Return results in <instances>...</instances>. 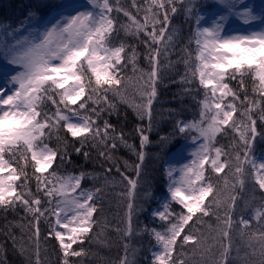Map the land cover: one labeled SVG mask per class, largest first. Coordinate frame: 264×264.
<instances>
[{
    "label": "snow or ice",
    "instance_id": "obj_1",
    "mask_svg": "<svg viewBox=\"0 0 264 264\" xmlns=\"http://www.w3.org/2000/svg\"><path fill=\"white\" fill-rule=\"evenodd\" d=\"M123 3L58 0L45 5L50 11L43 30L33 29L20 38H16L20 29L9 31L11 25H0V59L18 69L11 75L0 69V211L6 220L0 228L5 237L0 242V264H8L9 243L23 264H45L41 251L46 254L48 247L41 242V222L48 228L44 241L52 238L58 243L59 264H74L72 258L87 256L82 245L86 240L101 243L103 232L90 239L93 226L100 224L94 216L99 210L96 201L104 187L125 182V191L118 195L127 201L126 209L113 228L123 241V254L116 264H137L138 249L131 240L145 234L154 241L149 248L151 264H264V158L254 152L257 137L264 139V0L258 4L244 0H131L134 12ZM179 11L193 27L182 48L184 56L175 62H182L185 70L173 82L183 86L177 93L181 101L191 96L198 108L191 120L175 123V133L191 141V160L166 168L168 195L152 209L150 223L158 225L152 227L139 221L147 209L136 203V191L142 187L144 149L151 143L147 133L154 126L158 85L163 84L164 73L174 68L170 55L179 30L172 27L171 20ZM33 15L30 12L28 19ZM236 20L247 27L231 28ZM129 37L144 44L147 68L139 66L140 53L136 44L127 42ZM129 66L131 76L125 75ZM249 77L251 95L245 84ZM201 91L202 97L192 96ZM120 104L131 108L139 121H147L134 129L139 149L107 119L98 123L104 113L119 115ZM61 131L65 137L60 136ZM229 131L238 139L227 149L217 146V138ZM53 136L62 141V147L50 146ZM69 136L79 147L70 144ZM160 140L170 142L169 136ZM89 143L101 159L115 167L121 180L112 176V167L103 174H60L65 163H72L69 147L77 155L83 152L87 160L90 152L83 149ZM118 143L137 158L133 165L124 162L134 177L116 163L113 152ZM209 173L219 177L215 183ZM101 175V187H82L84 179L95 181ZM249 176L254 178L253 195L244 199ZM256 191L262 193L258 204ZM151 198L148 189L144 199ZM238 200L243 207L233 219ZM174 204L180 206L179 211ZM18 209L24 215L7 220V213ZM253 223L258 228L250 231ZM16 228L19 235L13 231Z\"/></svg>",
    "mask_w": 264,
    "mask_h": 264
},
{
    "label": "trees",
    "instance_id": "obj_2",
    "mask_svg": "<svg viewBox=\"0 0 264 264\" xmlns=\"http://www.w3.org/2000/svg\"><path fill=\"white\" fill-rule=\"evenodd\" d=\"M255 0H251L254 2ZM58 0H0V25H11L12 29H22L27 28L28 24L37 22L39 18L47 17V14L50 11V7H45V5L51 6L52 4L57 3ZM203 3V0H200ZM123 6L128 8L130 11L134 10L131 8V0H124ZM179 7V6H178ZM34 13L31 20L28 19V14ZM135 14V13H134ZM113 15H116L113 13ZM121 20L125 18L121 15ZM172 27L179 30V36L175 44V51L170 55V60L174 62V68L171 71H166L164 73L165 79L163 84L158 85V99L154 102L153 105V129L149 135L151 143H149L144 151L146 153L145 160L143 162L140 183L142 187L138 188L136 191V203L138 205H143L146 211L141 212L139 215V221L150 224L152 227L158 226L157 224H151V211L157 206L162 195L166 191V172H165V161L169 154L176 150L182 140L185 139L184 136L178 135L174 131L175 123L177 120H191L194 116L197 115L198 105L191 96H185L181 101L178 91L183 87L180 83L173 81H178L180 75L184 72L183 63H175L178 59L184 56L182 48L187 44L188 38L191 35L193 23L190 21H185V16L183 11L177 12L171 20ZM34 25V24H33ZM16 38H19L18 32L16 33ZM120 39H123V33L120 34ZM143 39V36L141 37ZM9 42H12L10 37ZM129 44H136L137 51L140 53L139 56V66L141 68H147V61L145 59L144 53L146 51L145 46L140 41L133 39L131 37L127 38ZM193 49L195 45L191 46ZM161 64L165 63L163 57L160 58ZM0 66L6 67V64L0 59ZM125 75H133L131 71V66H129ZM196 83H193V87H196ZM245 84L248 87L249 95H251L252 81L251 78L245 79ZM232 86L235 87V82H232ZM129 93L132 91V85H128ZM192 96L202 97L201 92H194ZM243 98V94L241 95ZM119 115L113 114L109 116L107 113L102 114L101 119L98 121L99 124H103V120L107 119L110 124L116 127L117 132L125 133V139L129 143H134L139 149L140 141L139 136L135 133L134 129L137 124H146L147 121H139L133 112V110L123 104L118 105ZM166 109H175V113H169L164 111ZM258 130L259 121H258ZM61 137H65L63 131L60 132ZM163 136H169L170 142L161 143L160 138ZM70 144H73L75 147H79L78 143L72 141V138L66 137ZM238 137L235 136L231 131L227 136H219L217 138V146H224L226 149L233 140H237ZM63 146L62 141L56 140L53 136L51 140L52 147L57 145ZM102 150V149H101ZM69 152H72V163H65L60 169V174L65 175L69 172L79 173L80 171H87L91 173H100L103 174L104 169L107 167H112V176L116 178L117 181L121 180L120 174L116 172L115 167L112 166L109 162L101 159L98 156L97 149L92 148L90 143L87 145L83 151L90 152V157L85 160L83 152L80 155L75 154L72 151V147H69ZM255 155L264 154V139L257 137L254 146ZM113 156L116 159V163L119 164L121 171L125 172L126 175L134 177L135 173L131 168L125 169L124 162L127 161L129 165H133L137 162L136 156L126 147L118 143L117 149L113 152ZM223 159V157H222ZM60 161L57 159L56 164H59ZM55 166V165H54ZM29 173L32 169L29 167ZM227 171V170H226ZM212 175L213 183L219 178L214 173H209ZM223 174H220L222 177ZM248 183H246L244 191L242 193L244 199H248L253 195V183L251 182L254 178L249 176ZM222 183V180H221ZM104 185L103 175L100 176L97 180H92L91 178H86L82 181L83 188H93L101 187ZM126 182L118 183L115 187L106 186L104 187L103 192L101 193V199L97 200L98 212L94 214L95 218L100 221L98 226H93L90 239L94 237L97 233H101L99 239L101 243L93 241L89 243L87 240L82 245L86 250H88V255L80 258H72L74 264H116L119 261L120 256L123 254V241L120 236L113 230L124 216L126 209L127 201L124 200L119 193L125 191ZM258 188V186H256ZM32 188L35 191V183L33 182ZM150 189L152 193V198L145 200L144 192ZM239 192V189H237ZM257 200L256 204L259 203V197L262 195L260 191L255 193ZM243 207V201H237V212L234 214L233 219H236L239 215V209ZM24 215L22 209H18L16 213L9 211L7 213V220H19V217ZM30 218V217H29ZM54 217L52 220L54 221ZM209 220V218H205ZM105 221L107 224H105ZM211 223H215L214 219L210 220ZM5 220V213L0 211V228H3ZM27 223V221H25ZM122 226V225H121ZM258 228L256 223H253L250 231H254ZM40 238L42 245L47 244L48 252L45 254L43 250L41 251V258L44 259L46 256L45 264H59L60 254L59 247L56 240L49 238L46 242L44 237L47 236L48 228L47 225L43 222L40 224ZM13 231L19 235V228L13 229ZM5 237L0 235V242H3ZM154 241H150V238L147 234L142 236H135L131 240V244L138 249L136 254L137 264H151L150 263V252L149 248ZM235 244H241L239 240L235 241ZM235 246V245H234ZM80 245H73V248H78ZM243 249V245L241 244ZM7 260L8 264H23V261L20 256H18L15 251L12 249L11 244L7 245ZM187 250V249H186ZM236 253L233 252V255ZM198 260V257L195 258ZM189 264H193V261H189ZM233 264H242L241 261H233Z\"/></svg>",
    "mask_w": 264,
    "mask_h": 264
},
{
    "label": "rangeland",
    "instance_id": "obj_3",
    "mask_svg": "<svg viewBox=\"0 0 264 264\" xmlns=\"http://www.w3.org/2000/svg\"><path fill=\"white\" fill-rule=\"evenodd\" d=\"M244 2L253 3V2H251V0H244ZM254 2L258 4L260 2V0H255ZM46 19H47L46 16L43 17V18H39L37 20V22L28 24L27 28L20 29V31L18 32L19 38L28 35L29 31H31L33 29H36V28H39L42 31L43 27H44V22H45ZM230 27L233 28V29H244L247 26L243 25L239 20H236L234 23L230 24ZM9 39H10V37H9ZM0 69L8 70L10 75L14 74V72L16 70H18V69H14L11 65H6V67L0 66ZM191 150H192L191 141L186 139V138L184 140H182L180 146L176 150H174L171 154H169L167 156L166 161H165V172H166V168L168 167L169 164H173V165H176L178 167L179 165H182L184 163L189 162L191 160V156L189 155ZM257 157L264 158V154L258 155ZM177 175H178V173H177ZM167 183H168V179H167V176H166V191L162 195L161 199L168 195V193H167ZM173 207L177 211H179V209H180V206L178 204H174ZM154 208H156V206ZM151 259H152V257H151V254H150V263H151Z\"/></svg>",
    "mask_w": 264,
    "mask_h": 264
}]
</instances>
